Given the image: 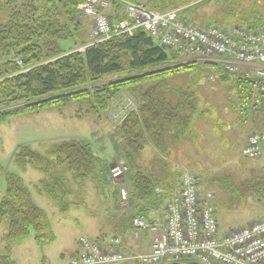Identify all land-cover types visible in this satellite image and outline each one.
Here are the masks:
<instances>
[{
  "label": "trees",
  "instance_id": "1",
  "mask_svg": "<svg viewBox=\"0 0 264 264\" xmlns=\"http://www.w3.org/2000/svg\"><path fill=\"white\" fill-rule=\"evenodd\" d=\"M129 1L153 11L177 9L180 18L186 23H199L189 15L197 10L198 5L189 6L195 0ZM183 1H187L188 5H185L189 6L183 9L184 13L179 9L185 6L180 4ZM228 1H220L227 2V9L222 11L225 19L200 24L204 27L218 26L225 30L233 27L257 30L262 27L264 3L257 0ZM84 2L26 0L19 5V9L12 12L9 21L0 24V54L4 57L0 64V124L8 123L18 115L40 113L50 108H57L62 113L71 104H77L80 108L89 107L85 113L102 117L124 92L131 93L138 101L137 109L129 111L116 127L118 134L113 142L116 153L124 158L128 167L126 176L129 179L130 200L145 201L154 207L143 208V212L152 209L158 211L166 207L172 187L165 188L169 193L166 195L159 185L160 181L154 175L142 171L138 157L147 144L154 147L161 156L166 155L169 149L165 143L166 129H189L196 116H201L197 111L194 94L187 89H179V102L172 105L166 99L168 84H164L160 77L200 64L222 65L197 60L151 75L124 79L126 76L122 75L128 72L138 73L167 67L177 63V59L182 56L176 50L162 47L143 29H137L133 35H115L100 43L80 41L82 45L79 48L66 53L59 42L80 40L84 24L78 16L88 18L80 9ZM108 10L106 14L116 31L119 22L127 18L125 5L113 1ZM113 74H119V79L105 81L106 76ZM221 74L222 77H234L241 112L246 113L253 108L256 111L264 104V97L259 104L256 103L258 90L254 79L244 77L242 72L227 73L223 68ZM150 80L155 85L152 84L146 91L141 90L144 83ZM12 106L18 108L11 110ZM51 157L53 161L24 146L16 154L15 164L23 171L33 167L42 173L43 179L35 186L37 193L56 202L61 210L69 207L71 180L81 186L88 178L95 182L106 181L109 163L97 156L84 142L66 141L58 144ZM66 171L71 173V180ZM5 177L7 190L0 203V224L7 222L8 230L3 239L7 246L5 254L0 255V264H17L11 256L13 243L26 239L32 230L36 242L41 246L54 242L55 236L46 211L36 205L24 180L12 173H5ZM135 216H142L141 212L131 218V223Z\"/></svg>",
  "mask_w": 264,
  "mask_h": 264
},
{
  "label": "rangeland",
  "instance_id": "2",
  "mask_svg": "<svg viewBox=\"0 0 264 264\" xmlns=\"http://www.w3.org/2000/svg\"><path fill=\"white\" fill-rule=\"evenodd\" d=\"M24 1L26 0H0V24L4 25L9 21L12 12L19 9V5ZM236 1L238 2V0L228 2ZM186 2L180 4L185 5ZM256 2L264 3V0ZM226 3L195 0V3L189 6L198 5V7L194 13L189 14L190 18L198 21V26H203L200 23L208 21L223 20L225 18L222 11L227 9ZM187 5L179 9L183 12V9L189 7ZM82 17L78 16L84 24L80 32V40L59 42L66 53L92 40L93 19ZM197 60L182 54L177 59V63L167 67L152 68L138 73L131 71L122 76L128 79L151 75L156 71L188 65ZM3 61L4 57L0 54V64ZM221 70V66L200 64L160 77L164 84H168L166 99L172 105H177L179 102V89H187L194 94L197 111L201 116H196L189 129L180 130L181 135L178 140L180 143L176 141L177 129H166V145L172 146L174 151L178 150L176 147H182L181 152H175L174 156L182 163V169L178 168L179 172L173 169L172 156L171 163L165 161L161 155L159 160L156 158L157 160L151 161L156 155L152 154L150 148L146 149L144 154L141 153L138 159L142 171L154 175L160 181L161 188L165 190L169 186L172 187L170 194L178 193L179 175L184 169L198 176L199 192L202 194L210 191L213 194L211 201L217 208V217L222 229L228 232L264 220V157L250 160L243 156V147L249 137L264 129V104L256 111L253 108L246 113L241 112L235 79L230 75L222 77ZM119 77V74H113L106 76L105 81L117 80ZM152 84L155 85L151 80L145 82L141 90L146 91ZM113 105L108 115L104 114L102 117L85 113L89 107L80 108L77 104H71L62 113L57 108H50L40 113L18 115L8 123L0 124V203L7 190L5 173L20 176L31 190L36 205L46 211L55 236L54 242L41 246L36 242L32 230L26 239L13 243L11 256L17 264H44V262L65 264L69 260V255L78 251V241L81 237L92 239L101 233V235L115 234L114 232L117 231L114 226L120 223L118 213L129 203V200L126 202L121 200L120 193L122 189L129 191V179L127 176L119 179L112 177L113 167L120 164L127 165L124 158L116 153L113 138L118 133L115 126L113 127V122H119L126 112L137 109L138 101L131 93L124 92ZM16 108L18 107L12 106L11 110ZM116 139L117 137L115 141ZM66 141H81L88 144L97 156L107 160L109 170L105 182H95L88 178L82 186L77 181L71 180V173L66 171L71 180L72 193L68 199L69 207L61 210L56 202L39 195L36 191L35 186L44 175L33 167L23 171L15 164V156L21 147L28 146L53 161L51 153L54 147ZM166 156L169 155L164 154V157ZM169 193L165 192L166 195ZM90 208H94L95 212ZM131 213L133 212L128 214ZM134 214L128 218L129 222ZM158 215L162 216V210ZM7 230V222L4 221L0 224V255L5 254L7 243L3 239ZM138 232L141 239L143 238L141 235H145L139 252L145 255L149 252L148 247L151 245L153 234L149 230ZM145 242L148 243V247ZM131 256L135 257V255ZM128 264L139 263L133 259Z\"/></svg>",
  "mask_w": 264,
  "mask_h": 264
},
{
  "label": "built area",
  "instance_id": "3",
  "mask_svg": "<svg viewBox=\"0 0 264 264\" xmlns=\"http://www.w3.org/2000/svg\"><path fill=\"white\" fill-rule=\"evenodd\" d=\"M113 1L125 5L127 18L114 26L106 14ZM224 1V0H217ZM82 14L93 19V43L104 42L115 35H133L137 29L148 32L162 47L221 64L225 72H242L254 79L258 95L264 97V24L257 30L233 27L191 25L183 21L178 10L167 12L149 10L129 0H85L80 5ZM243 156L250 160L264 157V129L249 137ZM125 164L112 168L113 179L124 177ZM181 190L169 197L162 223H150L137 216L132 221L134 233L149 230L153 234L149 252L129 257L122 250L120 237L104 235L98 240L82 237L79 250L71 255L69 264H120L137 259L142 264H163L195 261L199 264H264V220L247 227L224 231L212 205V193L200 197L199 178L184 170L180 176ZM121 197H130L122 189Z\"/></svg>",
  "mask_w": 264,
  "mask_h": 264
},
{
  "label": "crops",
  "instance_id": "4",
  "mask_svg": "<svg viewBox=\"0 0 264 264\" xmlns=\"http://www.w3.org/2000/svg\"><path fill=\"white\" fill-rule=\"evenodd\" d=\"M128 113H129V111L126 112L122 116L121 119H119L120 120L119 122H115L114 123L112 121L113 122V127L115 126L114 127L115 129L123 121V119L126 117V115ZM176 131H177L176 141L178 143H180V141H178L180 139V135H181L180 129H177ZM178 145H180V144H178ZM149 148L152 151V154L155 153L154 155H156V157L155 156L154 157L152 156L153 158H151V161H155L157 159L159 160V155L160 154L151 145H148L147 144L145 146L144 151L142 153L144 154L145 151H146V149H149ZM168 148L169 149H168L167 155H169V156H166V157L162 156V158L165 161L171 163V156H172L173 162H174V163H172L173 169H177V171L179 172L178 168H181L182 169V165H181L182 163H181V161L177 160L174 156H175V152H179V151L181 152L182 147H178V148L176 147V149H178V150H175V151L172 149V146L169 147V145H168ZM138 164H140L139 163V159H138ZM164 192H166V191H164ZM169 192H171V191H169ZM202 194H204V193H202ZM95 195H97V194L95 193ZM143 208H154V207L149 206L148 203H146L145 201H140V200H136L135 199V200H130L129 203L125 207H122V209H120L121 211L120 210H116V211H120V213H118L120 215V223H118L117 225L114 226V228L117 230L114 233L117 234V235H119V236H121L122 240L124 241V248H125L126 252H128V254H134V255L139 254L140 247L142 248V246H143V240L145 239V235H141V236H143V238L141 239L139 237H135L132 234V225H131V222L128 221V218L130 216H132L134 213L137 214V213L141 212V215L142 216H145L147 219L151 220L153 223L154 222H156V223H162L163 222V217L160 216V215H158V211H155L153 209L152 210H147L146 209L147 211H144L143 212L142 211ZM161 208H165V206L164 207H161ZM90 209L95 212V209L94 208H90ZM129 212H133V213L128 214ZM101 234L96 235V237H94L92 239L98 238ZM115 234H110L109 233V235H115ZM150 236H151V234H150ZM144 244L148 247V243L145 242ZM145 245H144V247H145ZM148 249H149V247H148ZM65 264H68V262L67 263L65 262Z\"/></svg>",
  "mask_w": 264,
  "mask_h": 264
},
{
  "label": "water",
  "instance_id": "5",
  "mask_svg": "<svg viewBox=\"0 0 264 264\" xmlns=\"http://www.w3.org/2000/svg\"><path fill=\"white\" fill-rule=\"evenodd\" d=\"M169 264H183V263H169ZM189 264H199V263H189Z\"/></svg>",
  "mask_w": 264,
  "mask_h": 264
}]
</instances>
